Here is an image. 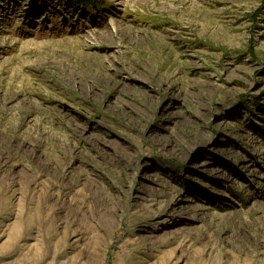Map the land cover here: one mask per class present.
I'll return each instance as SVG.
<instances>
[{
    "label": "rangeland",
    "instance_id": "obj_1",
    "mask_svg": "<svg viewBox=\"0 0 264 264\" xmlns=\"http://www.w3.org/2000/svg\"><path fill=\"white\" fill-rule=\"evenodd\" d=\"M0 264H264V0H0Z\"/></svg>",
    "mask_w": 264,
    "mask_h": 264
},
{
    "label": "bare ground",
    "instance_id": "obj_2",
    "mask_svg": "<svg viewBox=\"0 0 264 264\" xmlns=\"http://www.w3.org/2000/svg\"><path fill=\"white\" fill-rule=\"evenodd\" d=\"M119 3H121V0H118Z\"/></svg>",
    "mask_w": 264,
    "mask_h": 264
}]
</instances>
